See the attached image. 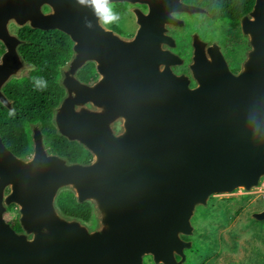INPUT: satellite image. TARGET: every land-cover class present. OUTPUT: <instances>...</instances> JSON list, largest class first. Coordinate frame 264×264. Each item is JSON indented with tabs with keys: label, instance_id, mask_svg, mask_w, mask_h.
<instances>
[{
	"label": "water",
	"instance_id": "obj_1",
	"mask_svg": "<svg viewBox=\"0 0 264 264\" xmlns=\"http://www.w3.org/2000/svg\"><path fill=\"white\" fill-rule=\"evenodd\" d=\"M113 1L127 0L107 3ZM166 13L158 21L168 20ZM102 18L91 0H0V103L11 108L1 88L21 68V41L9 34L8 20L63 32L72 55L61 68L63 96L52 122L57 134L91 154L86 164L44 154L37 126L27 159L0 138V264H141L144 252L155 262L179 263L173 252L183 259L190 245L178 234L191 233L194 206L212 192L249 188L264 172V0H253L240 19L250 47L237 73L214 44L204 51L194 39L192 89L183 77L166 70L156 76L153 64L141 61L144 29L122 42ZM88 61L100 75L94 83L76 77ZM114 115L122 119L118 135L108 126ZM6 184L4 202L18 204L21 232L2 217ZM63 186L92 203L104 232L87 234L79 221L57 214L54 198ZM252 215L263 219L264 209Z\"/></svg>",
	"mask_w": 264,
	"mask_h": 264
},
{
	"label": "trees",
	"instance_id": "obj_2",
	"mask_svg": "<svg viewBox=\"0 0 264 264\" xmlns=\"http://www.w3.org/2000/svg\"><path fill=\"white\" fill-rule=\"evenodd\" d=\"M218 1L220 4L216 8L214 5L217 1L208 0L212 14L216 16L214 18L228 20V9L233 15L232 23L236 22L237 16L250 10L253 3V0ZM18 35L22 39L18 54L28 64L29 70L26 75L10 79L1 88L11 103L10 109L0 103L2 142L15 156L25 158L32 150L29 131L35 125L43 141L66 162L88 163L90 152L78 142L57 134L52 122L53 110L63 96L58 81L60 68L72 55L71 40L57 29L40 30L27 25L19 28ZM92 67L91 61L86 62L78 69L76 77L82 82H91L94 77ZM54 205L60 214L82 220L87 219L90 211L88 202H76L72 191L66 188L57 192ZM9 224L13 230L20 231L16 218L10 220Z\"/></svg>",
	"mask_w": 264,
	"mask_h": 264
},
{
	"label": "rangeland",
	"instance_id": "obj_3",
	"mask_svg": "<svg viewBox=\"0 0 264 264\" xmlns=\"http://www.w3.org/2000/svg\"><path fill=\"white\" fill-rule=\"evenodd\" d=\"M195 18L196 20L199 19L197 15L195 16ZM99 21L101 25L105 27L103 24V18ZM17 27L21 26L17 25L12 19H9L6 23V28L9 34L15 37V31ZM204 27H206V30H203ZM204 27L196 25V29L202 34L207 31L208 35L205 36L203 34L207 40H213L215 42L223 41V32L219 31L210 22H207ZM110 31L114 33L112 30ZM193 33L194 34L192 36L195 39L202 41L198 37V33L196 31ZM238 33L241 34L243 38H246V42L244 40V43L240 45V47L242 48V50L240 48V52L242 51L241 55H239V52H229L230 57L231 55H233L236 57V59H240L239 68L236 73L241 69L250 47L247 35L243 34L241 29L238 30ZM116 36L122 42L131 40L124 39L120 35ZM20 41L21 42L19 44L22 43L21 39ZM202 42L204 43V47L208 46L206 45V42ZM215 42H212V44H214ZM0 43L2 44L1 41ZM245 43L247 44L245 45ZM214 45L216 46V44ZM20 62L21 68L17 70V74L9 75L8 79L17 78L20 75H26L28 73V68L23 63V60L20 59ZM20 62L18 61V63ZM62 67L65 68V65H63ZM82 105L86 108H96L90 103H84ZM75 107L79 108L81 107V105L75 104ZM108 123V126L110 125L113 133L118 135L122 128L121 117L119 115H114ZM34 126L35 125L31 126L30 132L32 131V127L36 129V127ZM41 143L44 154H56L55 151L50 149L45 141H43V137ZM30 156L31 154L26 157V159ZM62 188L69 187L63 186L59 189ZM9 192L10 185L6 184L2 189V205L4 207V210L6 204L4 202V198ZM11 204H13V206L10 213L6 214L4 213V211L2 213V217L5 221L10 217H14L16 213L19 214L18 204L14 202H11ZM263 209L264 172L259 175L256 184L250 186L249 188L235 187L234 189L226 192L210 193L204 204H197L194 206L193 212L189 219L190 225L192 227L191 233L178 234L179 239L184 242H189L190 245L189 247L185 246L182 248L183 259H181L180 254L173 252L175 262L179 261V263L176 264H264V218L257 219L252 215V213L259 212ZM98 212L99 211L95 210L88 225L79 222V224L84 228L87 234L95 232L102 233L105 231L106 226L99 221L100 215H98ZM59 216L61 218L67 219L65 217H62L61 215ZM22 233H24V231ZM31 236V232L26 234L27 238H30ZM144 255L151 256V260H146L145 258H143L142 260V257ZM152 259L153 257L150 252H144L141 256V264H161L160 262H155L154 260L152 261Z\"/></svg>",
	"mask_w": 264,
	"mask_h": 264
},
{
	"label": "flooded vegetation",
	"instance_id": "obj_4",
	"mask_svg": "<svg viewBox=\"0 0 264 264\" xmlns=\"http://www.w3.org/2000/svg\"><path fill=\"white\" fill-rule=\"evenodd\" d=\"M216 1L217 3H215L214 6L218 8V5L220 3L218 0ZM106 7L109 9L107 15L113 18L107 21L103 19V24L106 28L112 30L116 35H120L124 39L133 40L135 38L138 26L141 29H144V31H142L141 33L143 34V36L140 39V43H143L144 51H146L147 55H143L141 61H147L150 65L153 64L156 76H162L164 73L163 71L166 70L165 72L170 73V75H173L175 77H183L187 88L192 89L195 87L194 74L192 70V65L194 63L195 38L192 35L194 34L193 32L196 31L198 33V37L202 41L206 42V45L215 42L213 40L209 41L205 38V36L208 35L207 31L203 33L205 35L204 36L200 31L196 29V25L204 27L207 22H210L219 31L223 32V41H216L214 44H216V47L218 48L230 71L236 73L239 68L240 59H236V57L233 55H231L230 57L229 52H239V55H241L242 51L240 52V45L244 43V40L246 42V38L244 37V39L243 36L238 33V30H240L241 17L243 15H247L249 10L246 13L237 16V18L235 19L236 22L232 23L231 19L233 18V15L231 12H229L228 9V12L224 11V15H226L225 12L227 13L226 19L228 20L215 19L214 17L216 16L212 14V10L209 7L208 0H127L109 2L107 3ZM195 7L198 8L197 11H195ZM163 8H166L167 10L166 15L168 20H163V17H161L159 20L160 23L158 25L159 13L163 14ZM42 10L47 11V8L45 6H42ZM136 13L140 18L139 23L137 22ZM196 15L199 17L198 20H196L195 18ZM19 28L21 27L16 28L15 35L20 40L21 38L18 35ZM203 30H206V27H204ZM246 44L247 43H245V45ZM0 48L1 55L5 50V47L3 44H1ZM205 49L206 46L204 48V51ZM204 56L207 59L209 57L205 52ZM92 63L94 77L91 82L88 83L96 82L99 79V73L96 69V65L94 62ZM24 64L29 70L28 64H26L25 62ZM148 64H145L144 67L149 68ZM10 79L12 78H9L6 82H8ZM30 154L31 152L26 157H28ZM26 157L23 159H26ZM72 194L74 196L73 192ZM76 202L89 203L90 211L86 220L60 214V212L56 208L57 212L62 217H65L67 219H75L82 224L88 225V223H90L91 217L95 212V209L91 205L92 203L88 200H76ZM12 206L13 204H11V202L10 204H5V210H3L4 213H10ZM14 218H16L18 222L17 213L14 215V217L8 218L6 222L9 223V221ZM143 258H145L146 260H151V256L149 255H144L142 257V260Z\"/></svg>",
	"mask_w": 264,
	"mask_h": 264
},
{
	"label": "clouds",
	"instance_id": "obj_5",
	"mask_svg": "<svg viewBox=\"0 0 264 264\" xmlns=\"http://www.w3.org/2000/svg\"><path fill=\"white\" fill-rule=\"evenodd\" d=\"M108 0H91V3L95 6L98 14H100L105 21L111 20L113 17L107 15L109 9L106 7ZM38 83H40L38 81Z\"/></svg>",
	"mask_w": 264,
	"mask_h": 264
}]
</instances>
